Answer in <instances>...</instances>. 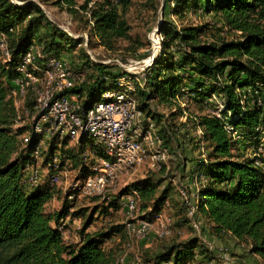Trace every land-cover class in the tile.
<instances>
[{"label": "trees", "instance_id": "trees-1", "mask_svg": "<svg viewBox=\"0 0 264 264\" xmlns=\"http://www.w3.org/2000/svg\"><path fill=\"white\" fill-rule=\"evenodd\" d=\"M173 2L169 11L181 21L189 9L204 8L235 37L209 41V24L176 26L166 17L172 0H164L159 24L162 50L147 71L145 88L138 90L139 109L160 127L169 151L174 144L182 148L185 136L197 138L192 139L198 144L195 150L199 151V143L206 144V162L196 160L207 180L199 191V213L205 227L214 236L233 237L247 246L249 254L264 259V158L244 153L259 149L264 135V0ZM131 4L132 0L54 1V6L85 25L90 48L98 45L115 52L119 41H124V51L135 56L144 44L131 34L127 19ZM0 33L7 36L13 57L8 65L0 63V264H117L115 250L103 246L105 241L127 234L124 224L87 232L94 223L92 212L84 219L80 240L69 244L59 225L85 218L88 210L75 211L65 202L59 212L47 213L46 206L55 196L52 186L45 184L30 191L23 185L24 169L37 141L20 150L23 131L14 130L16 111L10 93L19 77L21 59L34 44L55 57L79 47L82 59L72 66L75 73L85 76L69 93L80 97L81 113L99 102L103 93L114 90L121 74L105 64L92 63L84 39L70 36L52 22L35 0H0ZM149 55L147 51L142 60ZM213 95L224 105L222 119L211 113L218 109ZM155 107L165 113L156 112ZM228 124L239 133V140L226 130ZM198 129L203 132L201 140ZM69 141L64 138L62 145ZM76 144L77 151L70 148L63 152H55L53 144L46 161L59 153L62 166L67 164L70 169L81 164L84 169L83 155L94 145L86 136ZM157 177L153 174L138 180L123 193L137 192L143 209L154 202V212H159L171 199L172 190L168 183L159 192L163 180ZM73 195L76 193L68 198ZM109 209L102 213L108 215ZM178 222L182 227V218ZM207 246L200 238L172 242L161 251L146 253L142 264H195L199 258L213 263L221 259Z\"/></svg>", "mask_w": 264, "mask_h": 264}, {"label": "built area", "instance_id": "built-area-1", "mask_svg": "<svg viewBox=\"0 0 264 264\" xmlns=\"http://www.w3.org/2000/svg\"><path fill=\"white\" fill-rule=\"evenodd\" d=\"M149 39L152 45L150 55L141 61H131L130 65L118 61L124 74L117 79L115 89L103 93L99 102L84 113L80 112V97L69 93L84 75L75 73L65 60L47 54L38 44L30 47L21 59L19 77L10 93L16 111L14 130L23 131L19 135L20 150L26 149L33 140L37 141L24 169L23 185L27 190L45 184L57 186L64 179L68 193L96 197L114 188L123 176L142 168L148 173L165 172L169 148L164 144L156 123L139 109L137 98L138 90L145 88L148 69L162 50L163 38L157 29ZM12 60L8 38L0 33V63L8 65ZM213 100L218 102V109L211 113L222 119L224 105L215 95ZM226 130L235 140L240 139L231 125L228 124ZM202 134V129H198V139L201 140ZM84 136L93 142L94 148L88 147L83 155L84 169L69 181L71 170L67 164L61 165L59 153L49 161L44 159L43 153L49 141L70 138L78 143ZM199 144V160L206 162V144ZM252 151L251 157L259 156L258 152ZM196 164L188 170L193 188L175 179L169 182L186 210L189 226L202 239L205 225L199 213V191L207 180ZM123 203L127 216L125 230L131 239L149 240L153 229L159 238L172 234L164 213L170 206L169 200L159 212H154V202L143 209L138 193L131 191ZM67 225L63 221L59 227L62 236ZM176 233L182 235L183 231L177 230ZM219 257L224 263L229 259L224 253ZM117 264H125V257Z\"/></svg>", "mask_w": 264, "mask_h": 264}, {"label": "rangeland", "instance_id": "rangeland-1", "mask_svg": "<svg viewBox=\"0 0 264 264\" xmlns=\"http://www.w3.org/2000/svg\"><path fill=\"white\" fill-rule=\"evenodd\" d=\"M37 1L47 12L48 17L52 22L57 24L61 29L71 34L76 39L83 38L84 46L87 48V53L90 55L91 62L94 64H105L113 69V72L124 74L123 68L119 65L118 61L123 65H130L131 61H141L144 54L147 51L151 50V41L149 37L151 34L158 29L161 20L163 19V10L162 6L164 4V0H132V4L130 6V10L127 14V19L131 26V34L137 40L140 41L141 44H144L143 49H141L135 56H130L128 53L124 51L127 43L124 41H119L117 45V51L108 52L104 48L95 45L94 48L89 47V37L88 33L85 30V25L79 20H73L71 15H69L66 11L61 10L60 8L54 6L55 0H35ZM85 0H77L79 4L84 3ZM96 1V0H93ZM174 0H172L171 6L167 9L166 17L168 20L173 21L176 26L187 25V24H209L210 29L208 32L209 41L218 40L222 38L231 39L234 34H231L222 29V23L215 16L214 13L209 14L204 11V8L196 11L194 9H189L185 14V19L180 20L178 17L171 15L170 8L174 7ZM164 9V8H163ZM159 32V31H158ZM60 58L65 60L67 64L74 70L72 64L74 61L80 62L82 59V55L79 53V47L68 53L61 54ZM76 72V71H75ZM79 74V73H77ZM85 74V73H84ZM82 73V75H84ZM85 76V75H84ZM78 85V84H77ZM185 108V105L182 106ZM156 112L165 113V111L161 108H156ZM160 127L158 126V129ZM184 138V137H183ZM192 139H197L195 136H185V142H182V148L175 146L174 144L170 150V155L167 160V164L164 166V173H148L146 168H142L140 171L123 176V178L116 184V186L112 189H109L103 196H83L81 194L76 193L73 197L68 198V185L65 183L63 179L62 183L57 186H52L51 189L54 191L55 196L54 199L46 206L47 213H56L59 212L65 202H69L71 207L75 211L78 210H88V213L85 218L78 217L73 221L70 220L69 224L64 227L69 231L67 239L64 240L69 244H75L80 240V231L84 223V219H86L92 212L94 214V223L88 229L87 232H97L103 229L108 228L109 225H125L126 223V211L124 209V200L126 199L125 194L126 188L133 184L134 182L144 179L142 176H151L155 174L158 180H163V184H161L159 192L166 186L170 179H175L176 182H181L183 184L188 185L189 182L186 181V176L189 167V163H192L200 158L199 151L194 148H198V144L192 142ZM54 144L55 152H63L67 149L77 151V144L75 141H69V145L63 146L62 141L52 140L47 142L45 151L43 153L44 159L46 160L47 155L49 154L50 148ZM238 147H241L238 145ZM259 155L264 158V135L261 138V146L259 149L255 150ZM197 153V158L193 157V153ZM242 152V151H240ZM252 150L247 149L244 151L247 157L252 156ZM73 154H76L73 152ZM194 165V164H193ZM71 173L69 174V181L76 178L83 169L81 164L77 168H70ZM188 173V178H189ZM167 176V177H166ZM167 178V179H166ZM171 186V199H168L174 203L176 209L175 213L169 212L168 209H165V215L169 220V228L172 231V234L168 237L159 238L157 237L155 230H152V234L150 239L146 240H138L131 239L128 234L123 233L122 237H117L116 239L107 240L104 244V249L109 250L113 248L115 250V256L117 258L125 257V264H142L144 261V256L146 253L161 251L163 250L165 244H171L172 242L182 243L187 241L189 238H200L198 234H196L192 228L189 226L187 222L186 210L184 206L180 202V198L178 193L175 191L174 187ZM124 196V197H123ZM123 197V199H122ZM118 203L116 208L114 203ZM114 205V207H112ZM110 208V209H109ZM105 209H109V214H103ZM182 218L183 227H181L178 221ZM69 220V219H68ZM63 224V221L59 225V227ZM58 227V228H59ZM182 230V235H177L176 231ZM210 235L213 234L208 231L206 227L203 230V236L207 237L208 248L218 257L219 254L224 253L228 255V261L224 263L221 259H214L213 263L208 262H195V264H264V259L258 258L252 255V259L249 258V252L247 246L245 244H239L237 242L233 243L229 241V238L226 237H216L219 239H210ZM214 236V235H213ZM201 237V238H202ZM202 240V239H201ZM203 241V240H202ZM204 242V241H203ZM220 258V257H219ZM236 258V259H234ZM249 258V260H248ZM241 259L240 261H238ZM221 261V262H220Z\"/></svg>", "mask_w": 264, "mask_h": 264}, {"label": "crops", "instance_id": "crops-1", "mask_svg": "<svg viewBox=\"0 0 264 264\" xmlns=\"http://www.w3.org/2000/svg\"><path fill=\"white\" fill-rule=\"evenodd\" d=\"M197 153H193V157H196L197 158ZM196 163V161H194V162H192V163H189V167L191 168V166L193 165V164H195ZM189 170V169H188ZM186 176V181H188L189 182V186L191 187V188H193V185H192V183H191V179L190 178H188V171H187V175H185ZM146 177H148V176H142V178H146ZM167 209H168V211L169 212H172V213H175L176 212V209H178V207H175V205H174V203L173 202H171L170 203V206L169 207H167ZM65 222H67L68 223V226L69 227H71L70 226V224H69V220H65ZM183 227V226H182ZM68 233H69V231H66V233H65V235L63 236V239L64 240H66L67 238V236H68ZM208 237V236H207ZM207 237L205 236V237H203L202 238V240L206 243V244H208L206 241H207ZM217 236H211L210 235V239L212 238V239H216V240H218L219 241V239L218 238H216ZM226 238H229V241L230 242H233V243H235L236 241L234 240V238L233 237H231V236H225ZM189 239H191V238H189ZM220 242V241H219ZM77 243V242H76ZM209 245V244H208ZM257 257V256H256ZM249 258H251L252 259V255H249ZM249 258H248V260H249ZM258 258H260V257H258ZM199 259H201V258H199ZM234 259H236V258H234ZM261 259H263V258H261ZM241 259H239L238 261H240Z\"/></svg>", "mask_w": 264, "mask_h": 264}, {"label": "water", "instance_id": "water-1", "mask_svg": "<svg viewBox=\"0 0 264 264\" xmlns=\"http://www.w3.org/2000/svg\"><path fill=\"white\" fill-rule=\"evenodd\" d=\"M34 1V0H33ZM163 8H164V5L162 6V10H163ZM46 12V11H45ZM47 13V12H46ZM157 31H159V27H158V29H157Z\"/></svg>", "mask_w": 264, "mask_h": 264}]
</instances>
